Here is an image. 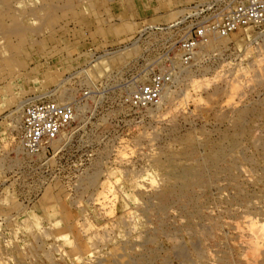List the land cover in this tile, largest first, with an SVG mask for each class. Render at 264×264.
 Here are the masks:
<instances>
[{
	"label": "rangeland",
	"instance_id": "1",
	"mask_svg": "<svg viewBox=\"0 0 264 264\" xmlns=\"http://www.w3.org/2000/svg\"><path fill=\"white\" fill-rule=\"evenodd\" d=\"M0 6V264H129L146 233L162 228L146 207L170 182L168 155L181 166L207 162L208 140L233 136L239 112L252 108L254 125L245 121L240 144L228 147L226 165L234 166L212 184L210 199L196 187L210 233L195 217L192 237L171 206L167 221L177 233L146 245L157 249L153 264H218L224 252L234 264H262L264 0ZM246 12L257 14L247 19ZM229 19L241 21L222 32ZM188 36L196 42L190 47L183 46ZM152 82L161 95L145 104L139 89ZM40 100L68 104L74 114L61 139L32 150L22 122L26 106ZM188 139L195 155L185 153ZM239 189L251 197L228 207L223 200Z\"/></svg>",
	"mask_w": 264,
	"mask_h": 264
},
{
	"label": "bare ground",
	"instance_id": "2",
	"mask_svg": "<svg viewBox=\"0 0 264 264\" xmlns=\"http://www.w3.org/2000/svg\"><path fill=\"white\" fill-rule=\"evenodd\" d=\"M220 22H222V21H220ZM256 105L258 106V104H256ZM239 113H240V116L239 117H240L241 122L238 125V127H236V133L233 136H230L228 132H224L223 133V139L221 140V144H217L215 141L212 142L211 140H208L207 144L209 146L211 145V149L213 150V153L210 154V156L207 158V162H204L203 161V162H201V163H199L197 165H194V166H181V165H179L177 163V161H176L177 158L174 156L175 154L170 153L168 155V158L166 160H167V166L169 168V173L168 174H169V177H170V182L167 183L163 189H161V190L153 193L150 196L151 197L150 202H148V205L146 207L147 212L153 211V214L155 216H157L156 218L158 219L159 223H161V225H162L161 227L162 228H160L159 230L154 231V233L152 232L153 235H151V233L150 234L149 233H146L145 237L143 238V245H142L143 246V249L140 252H135V253H132L130 255L129 264H153L155 262V260H156V257H157V255H156L157 249L155 250L154 248L152 249L151 247H149L150 243H152L153 241L156 243V240H157L156 237L157 236L159 237V235L161 233H165L168 236H172L173 234H176L177 233L176 230H173L172 229L171 225L167 221V213H168L167 210L171 206L177 207L178 210H179V212H180V214L183 215L187 219V224H185L184 226L189 231V234H191L192 237H195V235H197L196 223L195 222H192V219H194L195 217L198 218V219H200V223L202 224L201 225V228L204 230V233H206V232L207 233H210L211 227H210V225H207L206 224V221L208 220V217L207 216H204V214L201 213L202 203L199 202V197H198L197 192H196V187H200L203 190V193H205V196L207 198L209 197V199H210L209 191L212 188V184L215 183V182H217L219 180L220 175L221 174H224L223 172L227 173V171H229L230 168H232L234 166V164H232V165H230V167L228 169V166L226 165L228 163V157H229L228 156V154H229L228 153V147L233 146V148H234V147H237L240 144V141H239L241 139L240 137H243L244 134L247 132L246 131V129H247L246 126L244 127V125L246 124L245 121L249 120L254 125V121L256 120V116H258V114H259V112H258V110L256 108H252L250 110L247 109V111H243L242 110ZM19 117H21V115ZM19 117H17V118L19 119ZM22 126H24V123H23ZM256 126H259V125H256ZM61 131L59 132V134H58L57 137H55L53 139H48V140H51L52 142L55 141V140H57V138L59 137V135L62 133ZM191 136H192V134H191ZM59 138L61 139L62 137H59ZM185 141H186V144L184 146L185 149H186V152L185 153H187V152L190 153V154H193L194 153V155H195V153H196V144H195V141H192L190 139L185 140ZM47 143H49V142H47ZM229 152H231V151H229ZM223 162H224V164H223ZM98 169H100V168H98ZM172 180H174V181H172ZM237 194H238L237 196L229 195L228 196V199H226V200L224 199L223 200L224 203L229 207L231 204L235 203L237 200H241V201L245 202L246 200H248L251 197V195L246 190H242V189H239V192ZM214 201L215 200H213V202ZM201 231H200V234H201ZM183 234H184V232H183ZM162 240H163V238H162ZM176 240H177V237H176ZM197 241H199V240H197ZM148 243H149V245H146ZM195 244H196V241H195ZM123 245H125V244L123 243ZM130 245H131V243H130ZM198 245H199V242H198ZM138 246H139V244H138ZM196 248L194 250H196ZM208 248H209V246H208ZM178 249H176V250H178ZM184 250H186V247H185ZM184 250H182V251H184ZM175 255H176V253H175ZM175 255H174V257H175ZM47 256H48V254H47ZM178 258H179V254H178ZM207 260H209V259H207ZM99 261H100V259H99ZM163 261H165V260H163ZM217 262H218V264H234L233 260L231 259V256L228 255V253H225V252H224V256L223 257H221L220 259L217 258ZM191 263L192 262H190V264ZM261 263L264 264V261L261 262Z\"/></svg>",
	"mask_w": 264,
	"mask_h": 264
},
{
	"label": "built area",
	"instance_id": "3",
	"mask_svg": "<svg viewBox=\"0 0 264 264\" xmlns=\"http://www.w3.org/2000/svg\"><path fill=\"white\" fill-rule=\"evenodd\" d=\"M256 12H246L244 18L254 17ZM241 21V20H240ZM229 19L228 26L221 25V31L226 32L235 28L239 23ZM199 37L203 36V27H198ZM191 37L183 40V46L194 45ZM161 90L158 82L149 83L139 89L138 99L143 103H152L159 98ZM73 119V109L68 104L55 100H40L26 106L24 113V144L28 149H38L44 140L53 139L68 126Z\"/></svg>",
	"mask_w": 264,
	"mask_h": 264
},
{
	"label": "crops",
	"instance_id": "4",
	"mask_svg": "<svg viewBox=\"0 0 264 264\" xmlns=\"http://www.w3.org/2000/svg\"><path fill=\"white\" fill-rule=\"evenodd\" d=\"M129 14L132 15V16H141V17H144V16H155V15H157V12H137V13L130 12Z\"/></svg>",
	"mask_w": 264,
	"mask_h": 264
}]
</instances>
